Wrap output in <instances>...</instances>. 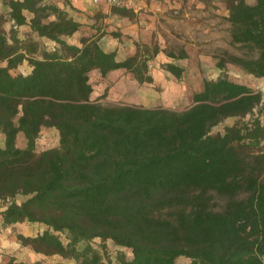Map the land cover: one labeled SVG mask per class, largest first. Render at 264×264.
Segmentation results:
<instances>
[{
    "label": "trees",
    "instance_id": "1",
    "mask_svg": "<svg viewBox=\"0 0 264 264\" xmlns=\"http://www.w3.org/2000/svg\"><path fill=\"white\" fill-rule=\"evenodd\" d=\"M253 1L226 2L231 45L242 55L222 52L219 76L204 78L191 105L172 111L91 100L90 74L124 70L151 84L156 56L181 60L184 51L136 42L119 60L96 35L71 44L81 24L56 5L2 0L13 26L9 37L0 30L2 229L42 225L35 237L16 235L20 246L76 264H264V126L254 114L262 95L225 71L229 64L264 78V0ZM109 15L133 13L110 7ZM25 62L29 74H15ZM161 69L184 75L172 63ZM226 119L233 125L212 133ZM45 128L58 132V146L36 152ZM108 242L121 249L115 260Z\"/></svg>",
    "mask_w": 264,
    "mask_h": 264
},
{
    "label": "rangeland",
    "instance_id": "2",
    "mask_svg": "<svg viewBox=\"0 0 264 264\" xmlns=\"http://www.w3.org/2000/svg\"><path fill=\"white\" fill-rule=\"evenodd\" d=\"M89 1L94 6L91 0ZM226 2L227 0H172L170 4H152L147 9L136 13L132 12L133 15L129 18L111 16L109 15V8L104 7L100 10V7L94 6L95 10L92 14L84 12L86 20L81 23L79 33L69 38L68 41L77 44L81 37L96 35L99 38L101 48L107 52L115 51L118 59L131 56L134 53V43L136 42L142 44L156 43L166 53L175 55H178L180 51H184L191 55L195 53L208 54L213 59L219 57L222 52L241 56V52L231 45L230 27L222 14L226 10ZM247 2L254 4L253 0H247ZM7 8L0 0V30L9 37L13 26L7 22ZM23 29L25 30V28H22V32L18 35H24L25 31ZM209 31H216V33L210 34ZM111 33L118 37L111 36ZM36 43L39 45V49L52 48L51 43L46 40H39L38 42L36 40ZM164 57L167 58L164 53L158 54L150 63V67L152 65V68L157 70V64L159 63L161 68ZM183 63L188 65V62ZM30 70L25 62L14 73L27 75ZM225 71L231 81H238L242 84L247 83V81L240 80L239 77L242 76L237 75L239 73L237 67L228 69L225 67ZM128 75L124 70L122 75H118V79H123V89L119 91L116 88L113 89L114 83L105 82L97 72H92L90 83L93 89V100H98L104 105L125 104L137 107L148 105V108L161 107L172 111H182L191 105L189 93L174 94L170 91L165 92L159 85L137 86L129 82L130 80L126 78ZM200 75L203 79H208L210 76L202 70H200ZM260 81H262V84L259 87L262 88L264 87V80ZM105 92L106 97L101 99L100 96ZM121 93H123V102L118 101ZM258 113L264 126V102L254 112L255 115ZM247 120L248 118L245 119V121ZM233 122L234 119H226L214 127L212 133H221L224 127L232 126ZM3 143V137L0 135V147L3 146ZM17 145L19 147L24 146V140L21 137L18 138ZM57 146L58 132L55 129H42L36 141V152L53 149ZM261 146L264 149V140L261 142ZM21 200H24V197L18 196L16 198L17 202ZM3 205L0 202V211L3 210ZM44 229L45 227L42 225L22 223L2 230L9 237L6 239L3 236V243L0 241V245L4 247L1 248L0 246V249L4 250L3 253H0V264H5L8 258L11 257L16 262L24 264L35 262L40 264H76L74 260L62 259L57 255L43 256L35 254L28 247L20 246L16 240V235L35 237L40 235ZM61 238L63 239V236ZM95 243H98V241ZM82 247H84V244L79 245V249ZM106 249L112 260H115L117 253L121 251L110 242L106 244ZM187 263L188 260L185 258L176 260V264Z\"/></svg>",
    "mask_w": 264,
    "mask_h": 264
},
{
    "label": "crops",
    "instance_id": "3",
    "mask_svg": "<svg viewBox=\"0 0 264 264\" xmlns=\"http://www.w3.org/2000/svg\"><path fill=\"white\" fill-rule=\"evenodd\" d=\"M45 3L47 4H53L56 5L58 8L63 10L65 13L68 14L69 17L73 18L74 21L78 23H83L86 20V17L84 15V12L87 14H92L95 10V7L90 4L89 0H44ZM248 3V2H247ZM251 4V3H248ZM7 14L9 13V8H7ZM224 18L227 19L228 17V12L225 10V12L222 13ZM24 30V29H23ZM28 30L25 28L24 31ZM215 30V29H213ZM207 31V30H206ZM210 34H215L216 31H209ZM74 44V43H71ZM111 52V51H109ZM186 53V52H185ZM186 58L181 59V60H175L172 58H166L164 57L163 64L165 63H172L174 65H178L180 67L184 68V75L180 80L175 79L172 77L170 74L165 72L163 69L159 67V63L157 64L158 69L155 70L152 68L151 65V76L153 79V82L151 84H142L139 85L137 82H135L132 77L126 76L128 78L131 84H136L137 86H153V85H159L165 92L170 91V93H189L188 96L191 99V96L193 93L199 92L202 88V81L203 78H201L200 75V70L204 71L206 75H210L208 79H215L216 77L219 76L221 73V70H219L215 63V59H213L211 56L208 54L204 53H195L194 55H191L189 53H186ZM123 60V58L119 59ZM183 62H188L187 64H184ZM162 64V62H160ZM226 68H235L232 65H226ZM239 70V69H238ZM237 73L240 80L247 81L245 85L253 88L254 90L258 91L262 95V103L264 102V87L260 88L259 85L262 84V81L264 78H254L253 76L244 74L240 70ZM123 74V70H116L112 71L105 78H102L105 82H112L114 83L113 89L116 88L117 90H122L123 89V79H118V75ZM131 78V79H130ZM252 78V79H249ZM253 80V81H252ZM236 83H240L238 81H233ZM249 83V84H248ZM119 88V89H118ZM121 98V99H120ZM90 99L93 100L92 94L90 96ZM118 101L123 102V93L118 98ZM144 104V103H143ZM138 105V104H137ZM143 107L148 108L149 106L147 105H141ZM22 201V200H21ZM20 201V202H21ZM1 212V211H0ZM1 217H0V241L3 243V238L5 237L6 239L9 237L7 233L2 232V227H1ZM4 236V237H3ZM1 246V245H0ZM1 248H4L1 246ZM3 249H0V253H3Z\"/></svg>",
    "mask_w": 264,
    "mask_h": 264
},
{
    "label": "built area",
    "instance_id": "4",
    "mask_svg": "<svg viewBox=\"0 0 264 264\" xmlns=\"http://www.w3.org/2000/svg\"><path fill=\"white\" fill-rule=\"evenodd\" d=\"M91 2L96 7H119L136 13L147 9L152 4H170L172 0H91Z\"/></svg>",
    "mask_w": 264,
    "mask_h": 264
}]
</instances>
